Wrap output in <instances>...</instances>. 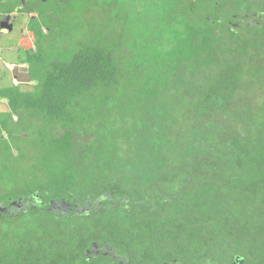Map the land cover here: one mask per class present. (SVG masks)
I'll list each match as a JSON object with an SVG mask.
<instances>
[{
	"label": "trees",
	"instance_id": "1",
	"mask_svg": "<svg viewBox=\"0 0 264 264\" xmlns=\"http://www.w3.org/2000/svg\"><path fill=\"white\" fill-rule=\"evenodd\" d=\"M18 1V15L39 21L34 85L0 89V151L34 132V177L45 179L1 194L0 208L19 207L0 219L39 213L34 263L90 264L103 232L137 259L150 238L190 246L188 264L257 235L263 261L264 0ZM47 40L61 57L43 55ZM71 215L81 231L61 245L57 217Z\"/></svg>",
	"mask_w": 264,
	"mask_h": 264
},
{
	"label": "rangeland",
	"instance_id": "2",
	"mask_svg": "<svg viewBox=\"0 0 264 264\" xmlns=\"http://www.w3.org/2000/svg\"><path fill=\"white\" fill-rule=\"evenodd\" d=\"M84 5V4H83ZM128 8L130 7L127 5ZM97 6L90 8V18L92 19V13L97 10ZM125 7V5H124ZM54 11H57L56 9ZM102 16V15H101ZM36 22L39 23V21ZM97 22V21H96ZM102 22V21H101ZM101 22H97V25ZM26 23L25 20L20 19L15 22V27L13 28L12 32L6 37H1L0 39H6L9 40L13 38L15 41L19 39L20 34V27L22 24ZM28 31H30V28H28ZM23 41L25 43L26 39L28 40L27 33H24ZM11 40V41H13ZM53 39L51 38V41ZM1 41V40H0ZM1 42H8L5 40H2ZM0 42V73L3 75L2 79L6 80V76L8 75V64L12 60H16L17 56L19 54H15V52L8 51L4 48H2V43ZM34 42V41H33ZM50 40H47V44L45 45L43 55L47 58L52 60L53 58L61 57V54L64 52L65 47L61 48L58 46L61 43L54 42V45H49ZM35 43V42H34ZM36 48L37 44L35 43ZM4 47V46H3ZM22 56V54H21ZM258 73L264 72L263 70L255 67L254 68ZM9 80V79H7ZM6 80V81H7ZM3 109L0 107V111ZM3 111V110H2ZM28 121L23 122L18 126L19 128L24 129L25 125ZM17 125V124H16ZM4 133V137L6 138V132ZM26 135L21 133L19 136L13 139H7L5 144H9L11 146L12 150H6V151H0V161L4 159V162L7 164L6 170H3V175H0V195L1 194H9L13 195L17 191L24 190L26 188L27 180H29L30 185H36L39 180H41V183H43L42 179H45V173L44 172H37L38 178L34 177V173L36 171L37 165L39 166L40 163H38L41 160V156L34 155L33 152V140H36L35 138L37 135L34 132L26 131ZM21 148V149H18ZM19 153V154H17ZM2 163V162H1ZM1 197V196H0ZM4 197V196H2ZM38 200V198L36 199ZM39 201V200H38ZM37 215V216H36ZM39 213L38 212H30L29 214H24L19 217L14 218H3L0 219V264H35L34 263V251L30 247L35 246V240L38 235L39 231V225L37 222L35 223V219L38 218ZM59 218L64 226L62 228L61 234H59V237H52L53 239H60L61 237V245L66 243L72 233H78V231H81V228L79 225L82 224V219L80 217L75 216H64V217H57ZM109 232H103L104 235H101L99 238H92L91 241H89V246H91L94 242H106L109 247L117 250L120 247L118 244H111L108 241H110ZM93 234V232H91ZM102 234V233H101ZM149 239V238H148ZM147 246L144 247V250H155L151 252L150 259L156 260V259H165L167 261H174V264H188V262L184 259H189L190 253L189 250L186 248H189L188 246L184 245H176L174 243H168L166 247L169 248L168 253L167 251L163 250V247L159 245H154V242L152 238L150 240H147ZM236 242H233L232 240H227L221 243L219 250H225L227 253L231 252V250H237L239 248H236ZM58 246H60L58 244ZM113 246V247H112ZM46 247H48V243L46 244ZM54 247H57L55 245ZM89 248V247H87ZM130 251L128 247H126L124 250L120 247L119 250H117L119 255H124L126 251ZM191 251V250H190ZM240 253V252H239ZM29 255L30 257H28ZM28 257V258H27ZM145 257V256H144ZM181 258V259H180ZM144 259V258H142ZM130 260L131 264H141V259H137L132 253H130ZM133 260V261H132ZM22 262V263H21ZM108 264H113L111 260L109 259L107 261ZM77 264H80L77 262ZM202 264H219L215 262H211V260H206Z\"/></svg>",
	"mask_w": 264,
	"mask_h": 264
},
{
	"label": "crops",
	"instance_id": "3",
	"mask_svg": "<svg viewBox=\"0 0 264 264\" xmlns=\"http://www.w3.org/2000/svg\"><path fill=\"white\" fill-rule=\"evenodd\" d=\"M22 4H24V1H22ZM18 9H19V1L18 0H0V38L6 37V35L10 34L15 27V22L20 19H24L26 23L22 24L20 27V36L17 41V39L14 41L13 38L6 40V39H0L8 41V42H1L2 48L15 52V54H19L17 56L16 60L10 61L8 64V75L6 76V80H3V75L0 73V89L4 87H10L11 85H19L23 90H33L34 81L30 80L28 75V67L29 64L27 59H29L30 52L36 51V45H35V35H36V28L38 22H36V17L30 14H23L18 15ZM2 10H6V12H3ZM7 22L12 25V29L9 30L8 28L2 27V23ZM28 28H30V31H28ZM24 33H27L28 40L26 39L25 43L23 41ZM13 40V41H11ZM34 41V42H33ZM4 46V47H3ZM22 54V56H21ZM2 76V77H1ZM0 107L1 109L0 113L7 112L9 110L7 99L5 97H2L0 95ZM3 110V111H2Z\"/></svg>",
	"mask_w": 264,
	"mask_h": 264
},
{
	"label": "flooded vegetation",
	"instance_id": "4",
	"mask_svg": "<svg viewBox=\"0 0 264 264\" xmlns=\"http://www.w3.org/2000/svg\"><path fill=\"white\" fill-rule=\"evenodd\" d=\"M63 204L64 203L60 202V203H55L54 205L55 207L63 208L62 207ZM65 204H69V203L65 202ZM75 206L77 207V205L70 206V210L73 209ZM16 207H19V205L13 203L12 206L8 205L5 207H1L0 209L2 211L4 210L7 213H11L12 211H14ZM76 209H79V208L77 207ZM235 246L236 248H239V249L231 250V252L224 254L221 260L214 261V262L219 263V264H264V260L261 261L259 259L260 249H259V239L257 235L251 236V237L250 236L240 237L238 238V243ZM152 251H155V250H152ZM118 253L119 252L117 250L109 247L108 245H105L101 242H98V243L94 242L89 248L86 249L85 256L89 258L86 260V262L90 264H96V263L99 264L100 262H98L97 260L95 261L93 260L98 257H107L111 260L113 264H131V260H130L131 252L129 250L126 251V253L122 256L119 255ZM206 255L209 257L214 256V255H211L210 252H208ZM140 262L141 264H174L173 260L167 261L162 258L152 260L150 258H147V256L144 257V259H141Z\"/></svg>",
	"mask_w": 264,
	"mask_h": 264
},
{
	"label": "water",
	"instance_id": "5",
	"mask_svg": "<svg viewBox=\"0 0 264 264\" xmlns=\"http://www.w3.org/2000/svg\"><path fill=\"white\" fill-rule=\"evenodd\" d=\"M1 26H2V27H5V28H8L9 30L12 29V25L9 24V23H7V22H3ZM13 203H16V202H13Z\"/></svg>",
	"mask_w": 264,
	"mask_h": 264
}]
</instances>
